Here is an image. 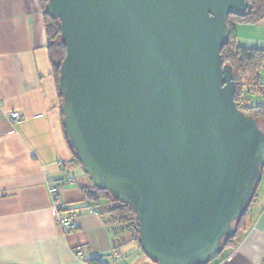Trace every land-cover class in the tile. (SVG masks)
<instances>
[{
  "label": "water",
  "instance_id": "water-1",
  "mask_svg": "<svg viewBox=\"0 0 264 264\" xmlns=\"http://www.w3.org/2000/svg\"><path fill=\"white\" fill-rule=\"evenodd\" d=\"M66 55L64 133L93 185L131 206L156 264H209L263 178L264 126L223 61L250 0H44Z\"/></svg>",
  "mask_w": 264,
  "mask_h": 264
},
{
  "label": "crops",
  "instance_id": "crops-1",
  "mask_svg": "<svg viewBox=\"0 0 264 264\" xmlns=\"http://www.w3.org/2000/svg\"><path fill=\"white\" fill-rule=\"evenodd\" d=\"M36 1L0 0V264H156L136 242L112 236L106 215L81 189L84 180L76 179L82 168L64 133ZM255 27L264 30V19L238 24L236 43L264 49ZM13 112L21 118L13 120ZM48 181L58 186L60 209ZM71 211L74 227L66 232L59 219ZM213 264H264V186H258L247 229Z\"/></svg>",
  "mask_w": 264,
  "mask_h": 264
},
{
  "label": "trees",
  "instance_id": "trees-1",
  "mask_svg": "<svg viewBox=\"0 0 264 264\" xmlns=\"http://www.w3.org/2000/svg\"><path fill=\"white\" fill-rule=\"evenodd\" d=\"M250 1L253 6L251 9H248V11L244 15H230L228 17L230 35L226 45L223 47L221 52L223 55L224 63L230 64L233 67V71L235 73V100L238 103L239 108L245 113L254 116L262 124V122H264V106H259L255 103V105L252 107H245L241 106L240 104V99L242 97L244 99V96L247 97V99L249 98L248 100L251 99V92L249 90H259L264 84V49L244 48L236 43V29L234 26L235 21L245 24H256L264 19V0ZM40 2L44 9L46 2L44 0H40ZM44 19L47 34L49 37L50 60L53 66V74L58 86L60 65L66 55V47L61 41L59 20L53 19L45 13ZM248 85L252 86V88ZM246 86L248 87L246 88ZM60 102L62 105V96H60ZM70 149L74 155L76 163L81 166V163L78 161L71 146ZM88 180V183H81V189L84 191L86 198L91 203V205L99 209L100 211L104 209V204L112 207L108 212L109 216L111 217V222L107 221L112 236L114 238H117V235L120 234L122 229L129 231L130 233L132 232L133 238L131 237L130 240L134 242L136 241L138 247L140 248L137 240L139 231L136 227L135 215L131 206L128 204L120 205L119 201L115 200L107 190H101L95 187L89 178ZM248 225L249 210L235 223V227L237 229L236 236L233 238H225L223 240L224 247H233L241 233L247 229ZM88 262L89 264H105L100 259H90L88 260Z\"/></svg>",
  "mask_w": 264,
  "mask_h": 264
},
{
  "label": "rangeland",
  "instance_id": "rangeland-1",
  "mask_svg": "<svg viewBox=\"0 0 264 264\" xmlns=\"http://www.w3.org/2000/svg\"><path fill=\"white\" fill-rule=\"evenodd\" d=\"M36 3H37V8H38V10L39 11H41L43 14H44V9H43V7H42V4H41V2H40V0H38V2L36 1ZM262 21V20H261ZM260 21V22H261ZM238 24H245V23H239V22H237V21H235L234 22V26H235V29H236V26L238 25ZM256 24H259V22L258 23H256ZM245 25H248L247 23L245 24ZM250 26V25H249ZM260 26H262V25H260ZM256 28V27H255ZM256 31H257V33H254V34H258V35H260V36H264V30L263 29H259V27L258 28H256ZM248 86H250V85H248ZM248 86H246V88L248 87ZM251 88H252V86H250ZM259 87H261V86H259ZM262 88V87H261ZM250 92H251V99L250 100H248L247 99V97H245L244 96V100H243V97L240 99V104H241V106H245L246 107V105H244V104H246V102L249 104L250 102L249 101H251V103L250 104H252V106H254L255 105V103H256V105L257 104H259V106H264V102L263 101H260V92H262V89H259V90H257V89H253V90H249ZM253 97V98H252ZM258 100V101H257ZM247 107H248V105H247ZM20 114V113H19ZM262 126H264V122H262V124H261ZM77 174H78V176H76V179H78V180H84V182L85 183H88L89 182V180H88V176H87V174L84 172V171H82L80 168L78 169V171H77ZM263 186H264V167H263V178H262V181H261V184H260V191L263 189ZM255 199V198H254ZM254 199H253V201H252V203H251V205H250V207H249V209L251 208V207H253V202H254ZM104 209L102 210V212H103V214H105L106 215V217H107V221L108 222H111L110 220H111V217L109 216V214H108V212H109V210L112 208V207H110L109 205H107V204H104ZM248 209V210H249ZM242 225V224H241ZM240 225V226H241ZM133 238V236H132V232L130 233L129 231H126V230H124V229H122V231L120 232V234L119 235H117V238H119V241H124V240H128V239H130V238ZM136 242V241H135ZM136 245V244H135ZM120 247V249H122V246H119ZM225 249H229L228 247H226V248H224V250ZM224 252V251H223ZM222 252V253H223ZM222 253H221V255H222ZM220 255V256H221ZM220 256L216 259V260H218L219 258H220ZM216 260H214L213 262H211V263H214Z\"/></svg>",
  "mask_w": 264,
  "mask_h": 264
},
{
  "label": "built area",
  "instance_id": "built-area-1",
  "mask_svg": "<svg viewBox=\"0 0 264 264\" xmlns=\"http://www.w3.org/2000/svg\"><path fill=\"white\" fill-rule=\"evenodd\" d=\"M262 92H260V101H263L264 102V84L262 85ZM244 100V99H243ZM258 101V100H257ZM251 103V101H249ZM248 104L246 102V104L244 105H248V107H252V104ZM259 105V104H258ZM10 117L13 119V120H19L21 118L19 112H13ZM48 186H49V191L51 193V195L53 196L55 202L57 204H59V209H60V202L58 200V194H59V189H58V186H56L53 182L51 181H48ZM75 212L71 211V214L67 217H64V218H60L59 219V224L62 226L63 230L64 231H70L71 229H73L74 227V224H73V221H72V218L74 216Z\"/></svg>",
  "mask_w": 264,
  "mask_h": 264
}]
</instances>
